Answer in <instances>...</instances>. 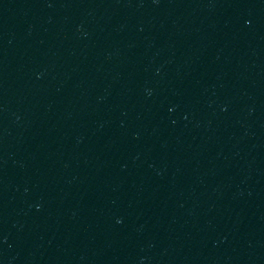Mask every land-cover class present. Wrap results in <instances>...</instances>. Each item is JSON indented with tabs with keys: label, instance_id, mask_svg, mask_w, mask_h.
I'll return each mask as SVG.
<instances>
[{
	"label": "water",
	"instance_id": "1",
	"mask_svg": "<svg viewBox=\"0 0 264 264\" xmlns=\"http://www.w3.org/2000/svg\"><path fill=\"white\" fill-rule=\"evenodd\" d=\"M0 264H264V0H0Z\"/></svg>",
	"mask_w": 264,
	"mask_h": 264
}]
</instances>
